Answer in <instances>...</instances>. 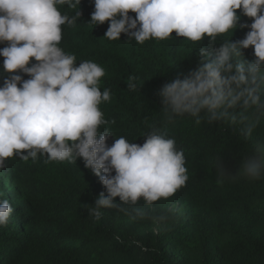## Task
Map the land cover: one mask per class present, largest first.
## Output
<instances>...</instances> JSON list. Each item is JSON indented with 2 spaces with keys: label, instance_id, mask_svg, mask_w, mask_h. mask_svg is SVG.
Listing matches in <instances>:
<instances>
[{
  "label": "trees",
  "instance_id": "obj_1",
  "mask_svg": "<svg viewBox=\"0 0 264 264\" xmlns=\"http://www.w3.org/2000/svg\"><path fill=\"white\" fill-rule=\"evenodd\" d=\"M59 10L69 17L80 13L75 25L62 26L60 46L76 56L77 66L92 60L105 69L100 90L110 89L112 99L100 105L109 121L101 131L113 134L109 146L121 136L142 145L146 134L163 123V85L196 68L199 47L212 53L226 39L241 40L249 30L217 37L214 45L207 38L187 43L175 32L167 41L140 45L123 33L120 40H108V22L89 23L94 0ZM241 22L252 21L242 17ZM243 52L247 61L254 59L251 47ZM130 77L135 91L127 87ZM242 116L247 119L239 122ZM257 117L259 123L247 135L245 125ZM237 119L235 124L196 125L194 118L177 117L167 127L184 151L186 186L159 200L166 203L147 205L141 198L135 206L121 204L123 211L102 208L99 221L89 210L101 192L107 193L82 158L73 163L7 158L0 172V199H8L14 212L7 226H0V264H264V176L249 179L242 173L244 160L264 147V116L253 107L238 110ZM133 208L141 209L143 217Z\"/></svg>",
  "mask_w": 264,
  "mask_h": 264
},
{
  "label": "clouds",
  "instance_id": "obj_2",
  "mask_svg": "<svg viewBox=\"0 0 264 264\" xmlns=\"http://www.w3.org/2000/svg\"><path fill=\"white\" fill-rule=\"evenodd\" d=\"M80 3L0 0V44H6L0 49L5 74L0 86V172L7 158L73 163L80 157L107 193L101 192L89 210L99 221L102 208L123 211L121 204L135 206L141 198L152 205L186 186L184 151L167 127L177 117L194 118L196 125L221 120L235 124L238 110L253 107L264 116V0H94L89 23L108 22L104 37L110 41L120 40L123 33L143 45L172 39L175 32L187 43L207 38L214 45L217 37L249 29L243 39H226L212 53L199 47L196 68L163 85L159 92L163 123L146 134L142 145L121 136L111 146L107 140L113 134L101 131L109 121L100 105L112 99L110 89L100 90L105 69L92 60L77 66L76 56L60 46L62 26L75 25L80 13L69 17L59 6L75 8ZM242 17L252 22L242 23ZM250 47L251 62L243 52ZM129 80L128 89L135 91L134 78ZM245 119L242 116L239 122ZM258 123L259 117L243 131L251 135ZM242 173L249 179L264 176V147L244 160ZM133 210L143 217L141 209ZM13 212L8 199H0V226H7Z\"/></svg>",
  "mask_w": 264,
  "mask_h": 264
},
{
  "label": "rangeland",
  "instance_id": "obj_3",
  "mask_svg": "<svg viewBox=\"0 0 264 264\" xmlns=\"http://www.w3.org/2000/svg\"><path fill=\"white\" fill-rule=\"evenodd\" d=\"M159 203H166V202H164V201H159ZM174 208H176V206H173Z\"/></svg>",
  "mask_w": 264,
  "mask_h": 264
}]
</instances>
